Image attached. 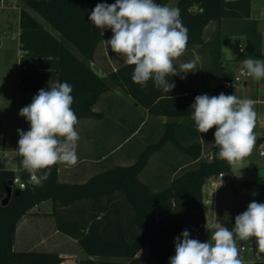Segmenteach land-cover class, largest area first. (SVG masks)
<instances>
[{
	"label": "trees",
	"instance_id": "16d2710c",
	"mask_svg": "<svg viewBox=\"0 0 264 264\" xmlns=\"http://www.w3.org/2000/svg\"><path fill=\"white\" fill-rule=\"evenodd\" d=\"M169 0L158 3L167 5ZM19 83L37 93L57 82L73 86L72 109L78 121L99 118L95 110L103 94L121 88L151 116L175 118L164 124L160 139L148 143L135 162L105 169L84 183L61 182L59 164L43 186L28 183L26 188L13 185L16 171L6 166V133L0 113V264H61L58 252L17 250L16 230L21 219L36 205L52 200L51 215L59 231L75 239L84 258L76 264H170L175 255V238L188 230L190 238L200 240L206 230L208 205L204 185L219 174L231 173V166L218 157L214 144L215 127L199 133L191 119V105L197 95L224 93L223 82L233 81L234 72L222 60L221 22L243 19L251 14L252 0H178L181 20L188 29L187 48L203 46L208 61L201 70L202 80L190 89L180 76H169L175 87L171 92L155 86L146 87L132 80L134 66L126 63L102 77L91 66L103 34L88 19L98 3L115 0H21ZM38 13L53 30L38 20ZM215 23L211 40L205 41L207 28ZM179 71V66L174 62ZM235 85L232 86V89ZM76 128V126H75ZM171 143L179 156L190 160L168 184L155 188L141 179L154 153ZM212 154V157L204 155ZM28 181L30 173L20 172ZM13 192L6 203L2 194ZM258 202L264 203V187L258 188ZM234 222L222 223L234 229ZM149 245L146 256L139 253ZM257 264H264L260 261Z\"/></svg>",
	"mask_w": 264,
	"mask_h": 264
},
{
	"label": "clouds",
	"instance_id": "9594fccd",
	"mask_svg": "<svg viewBox=\"0 0 264 264\" xmlns=\"http://www.w3.org/2000/svg\"><path fill=\"white\" fill-rule=\"evenodd\" d=\"M88 19L102 34L111 30L113 35L106 40L107 46L123 56L127 65L134 66L131 78L142 87L152 80L156 87L171 92L175 85L169 82V76L197 71V60L180 64L179 71L174 65L184 55L189 39L179 8L156 0H115L112 4L98 3ZM243 66L246 75L257 81L264 79V59L249 57L243 60ZM72 91L70 83L57 82L50 90L41 88L31 103L20 109L19 115L30 127L28 131L17 129L16 151L21 158L19 164L31 174L35 185L43 186L54 165L78 163L80 137L75 129L78 118L72 109ZM254 105L253 99L222 92L217 96L197 95L190 106L196 130L207 133L215 127L218 157L233 168H240L254 149ZM205 227L211 232L207 242L190 238L188 230L175 238V255L170 257V264H244L237 238H255L258 251L264 253V203L250 202L235 217L233 230L216 222L206 223Z\"/></svg>",
	"mask_w": 264,
	"mask_h": 264
},
{
	"label": "crops",
	"instance_id": "0c3cea01",
	"mask_svg": "<svg viewBox=\"0 0 264 264\" xmlns=\"http://www.w3.org/2000/svg\"><path fill=\"white\" fill-rule=\"evenodd\" d=\"M21 6L22 2L18 8L19 26ZM257 11L258 12H256V8L252 3L251 14L249 17L234 19L241 21L239 23H244L245 25L240 28L243 32L245 42H240L239 44L243 43L244 48L245 44H250L252 46L250 51L245 49L244 52H240L238 44V56L235 55L234 59L223 60V63L229 70H232L234 74L238 73L241 69H244L243 60L249 57L254 59H264V1L261 3L260 10L257 9ZM20 31L21 28L19 27V34ZM109 31L110 29L103 31V42L98 46L95 56L91 61V66L102 77L107 76L110 71L117 69L113 56L110 55L111 48L107 45H103L110 33ZM255 39L256 42L254 43ZM223 48L224 46L222 44V57L224 56ZM240 83H243V85L236 91L237 83L231 90V95H236L240 99H253L257 106L264 104V79L257 81L247 75L243 77V81ZM123 93L124 92L121 88H115L114 90L103 94L95 107L96 111L102 112V116L99 118H84L78 121L75 128L80 137L77 148V155L79 158L78 163L75 166L59 164L58 176L61 182L84 183L93 175L110 167L132 164L136 161L138 154H140L139 152L142 150L137 152H130L128 150L129 152L127 151L119 156H116V158L108 162L105 161L108 157L114 155V153L122 149L125 144L133 141L138 135L139 138H137L136 142L145 147L149 139L163 134L164 124L171 119L167 120V118L164 117L151 116L147 110H144L145 114L143 119H141L138 124L131 123L129 118L122 114V111L126 109V106L128 105V101L126 102ZM136 106L139 107V105ZM118 116H120V122H113L112 119ZM98 130L100 131L99 133H107V136L109 135L112 139L118 134H121L123 137L117 144L114 145L108 144L109 141L103 142L104 146H110V150L104 151L107 153H102L100 157H93L90 154V151L96 139L93 138L92 134L94 131L98 132ZM260 138H264V134L259 136L258 142ZM172 149L173 146H171V143H166L162 150L154 153L153 155L164 151L161 155H159L160 163L158 165L156 163L155 166L151 167L147 171L144 170L141 174V179L153 185L155 188H159L160 186L168 184L176 175H178V172L182 169V167L192 164V162L188 159L186 161L179 162V155L176 159L170 157ZM16 150L17 149H8V144H6V150L3 152V158L8 168L20 173L24 169L19 164V160L21 158L18 156ZM152 157L148 164L149 167L153 165L151 164L153 161ZM208 157H212V154H209ZM146 174L148 175L147 179L145 178ZM232 177H234L232 176V173H227L224 174L223 177H212L205 183L203 188L204 201L208 205L206 223H222L223 220H228V218L232 216V209H230L228 204L230 199H234V194H232L230 188L231 181L233 179ZM48 202H50V204H48ZM44 204H46V208L42 209ZM52 206L51 199L43 201L33 207L21 219L16 230L14 248L17 250H39L38 248L40 247L45 248L42 250L58 252L61 256H63L64 261L61 264H76L77 260L84 258L83 252L80 248L77 253L79 257L76 259L70 258L71 256H68L61 251L59 247L62 243H65L68 239L74 241L76 240L58 230L55 218L51 215ZM210 235L211 232L206 229L204 236L199 241L207 242L210 239ZM147 247L149 252V245L145 248ZM143 250L139 253V255L146 256L148 252L143 253Z\"/></svg>",
	"mask_w": 264,
	"mask_h": 264
},
{
	"label": "rangeland",
	"instance_id": "374dc122",
	"mask_svg": "<svg viewBox=\"0 0 264 264\" xmlns=\"http://www.w3.org/2000/svg\"><path fill=\"white\" fill-rule=\"evenodd\" d=\"M262 1L264 0H252V3L256 8V12H258L257 9L260 10ZM177 2L178 0H169L167 6L176 7ZM20 5L21 0H8L5 4V7H0V113L2 126L6 133L8 149L10 150H15L18 148L19 135L17 129H21L23 131L29 130V123L24 117H21L19 115L20 109L24 106L29 105L32 101V98L37 94L35 90L23 89L19 83L18 76L20 69L21 50L19 43L20 26L18 8L20 7ZM32 14L36 18H38V20L41 21L48 29L53 30L52 26L49 25L38 13L32 11ZM239 22L241 21H237L234 19L222 20L221 33L222 44L224 46V56L222 57V60L234 59L235 55L238 56V44L240 42H245L243 32L242 30H240L241 26L245 25L244 23ZM215 26V23H213L207 28L204 36L205 41L212 39ZM109 32L110 33L107 36L106 40L110 39L113 35L111 30ZM255 42L256 39L254 40V43ZM103 45H107L106 41L103 43ZM203 49L204 48L201 45H195L193 47L187 48L184 55L174 61L178 64L180 69V64L192 60H197L196 69H194V71H197H195L194 73L189 72L187 74H184L182 72L180 73V76L185 80V83L190 89H196L199 87L200 82L202 80V66L209 59L207 55L208 52L203 51ZM245 49L247 51H250L252 49V46L250 44H245ZM110 55L113 56V60L117 68L125 63V58L121 55L113 53L111 49ZM242 85L243 83H238L236 85V91ZM123 94L125 96L126 102L128 101V105L126 106V109L122 111V114L128 117L131 123L138 124L144 117L145 109L142 106L137 107V103H135L131 97H129L125 93ZM254 108L257 113L256 127L254 129L256 135V143L254 149L251 155L245 158L244 163L240 168L231 167V173L234 177H232L233 179L231 181L230 188L232 194H234V199H230V202H228L230 209H232V216L228 218V220L230 221H235V217L238 214L244 212L250 202H252L253 200L258 202V188L264 187V157L259 155L260 146L264 145V138H260L258 142L259 136L261 134H264V104H260L257 106V104L255 103ZM119 117L120 116L114 117L112 119L113 122H120ZM162 117L167 118V120L175 119L165 116ZM99 132V130L98 132L94 131L92 134L93 138L96 139L95 143H92L93 147H91L90 151V154L93 157H100L102 153H107L104 151L110 150V146H104L103 142L109 141L108 144L114 145L117 144L123 137L121 136V134H118L112 139L109 137V135L107 136V133ZM161 135L162 134L149 139L147 141V144L158 141ZM137 138H139V135L135 137L133 141L125 144L124 147L114 153V155L108 157L105 162L116 158V156H119L127 152L128 150L130 152H137L143 150L144 147L141 146L140 143L136 142ZM163 152L153 155V161L151 160V164L153 165H151L150 167L148 166L145 169L146 171L149 170L151 167L155 166L156 163L157 165L160 163L159 155H161ZM170 154V157L174 159L178 157V154L174 149H172ZM204 156L208 157L207 154H205ZM186 160L187 158L180 156L178 161L183 162ZM192 166L193 164H188L186 167H182V169L178 173L180 174L184 169L191 168ZM145 178H148L147 174ZM48 204H50V202H48ZM45 208L46 204L43 205L42 209ZM218 224L223 227H227L223 223L219 222ZM228 229L233 230L230 228ZM251 240H255V238H252ZM239 242L248 241H241L237 238L236 243ZM59 248L61 249V251H63V253L68 256H71L70 258L77 259L79 257L77 253L80 250V246L74 240L68 239L65 243H62ZM38 249L42 250L45 248L40 247ZM147 252L148 247L144 248L143 250V253Z\"/></svg>",
	"mask_w": 264,
	"mask_h": 264
},
{
	"label": "built area",
	"instance_id": "2783aa9c",
	"mask_svg": "<svg viewBox=\"0 0 264 264\" xmlns=\"http://www.w3.org/2000/svg\"><path fill=\"white\" fill-rule=\"evenodd\" d=\"M8 0H0V7H5V4ZM160 0H156L158 3ZM243 48V51L241 50ZM239 51L244 52L245 48L243 44H239ZM245 69H241L238 73L234 75L233 81L226 80L223 82L224 94L231 95L232 86L236 85L243 81V77L247 76ZM30 127V125H28ZM259 155L264 157V145L260 146ZM224 174H219V177H223ZM31 182V174L28 181L24 180L19 172H16V175L13 178V185L18 188H26L28 183ZM237 247L239 249V256L244 261V263L248 264H257L260 261H264V253H260L256 246L255 240H250L248 242H239L237 243Z\"/></svg>",
	"mask_w": 264,
	"mask_h": 264
},
{
	"label": "water",
	"instance_id": "95a60500",
	"mask_svg": "<svg viewBox=\"0 0 264 264\" xmlns=\"http://www.w3.org/2000/svg\"><path fill=\"white\" fill-rule=\"evenodd\" d=\"M12 192H13V189L10 187V188H8L6 195L2 194V197H4L3 203H6L9 200Z\"/></svg>",
	"mask_w": 264,
	"mask_h": 264
}]
</instances>
